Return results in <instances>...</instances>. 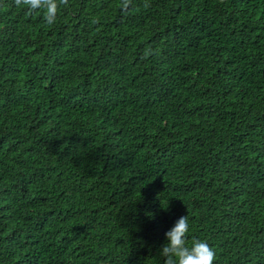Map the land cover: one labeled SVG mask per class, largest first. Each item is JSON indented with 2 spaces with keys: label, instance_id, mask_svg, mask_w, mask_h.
Here are the masks:
<instances>
[{
  "label": "trees",
  "instance_id": "trees-1",
  "mask_svg": "<svg viewBox=\"0 0 264 264\" xmlns=\"http://www.w3.org/2000/svg\"><path fill=\"white\" fill-rule=\"evenodd\" d=\"M187 215L264 264V0H0V264H165Z\"/></svg>",
  "mask_w": 264,
  "mask_h": 264
},
{
  "label": "clouds",
  "instance_id": "clouds-1",
  "mask_svg": "<svg viewBox=\"0 0 264 264\" xmlns=\"http://www.w3.org/2000/svg\"><path fill=\"white\" fill-rule=\"evenodd\" d=\"M68 0H15V4L24 6L29 14L43 11L44 20L48 25L56 22L58 10L66 5ZM130 0H122V6L127 9ZM147 7V5H145ZM189 217L181 216L174 226L165 233L167 244L162 246L161 256L165 264H214L216 253L206 242L193 238L188 245Z\"/></svg>",
  "mask_w": 264,
  "mask_h": 264
}]
</instances>
